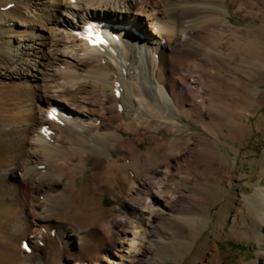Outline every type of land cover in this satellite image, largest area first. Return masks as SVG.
Returning <instances> with one entry per match:
<instances>
[{
	"label": "bare ground",
	"instance_id": "6f19581e",
	"mask_svg": "<svg viewBox=\"0 0 264 264\" xmlns=\"http://www.w3.org/2000/svg\"><path fill=\"white\" fill-rule=\"evenodd\" d=\"M253 1L116 0L113 7L111 0H0V76L12 81L0 78V264H45L46 256L49 264H102L114 255L121 256L118 246L138 216L142 224L130 237L122 264H164L160 258L170 253L166 240L179 244L189 239L194 218L183 214H194L196 206L180 208L176 187L197 191L204 160L219 155L224 135L236 139L244 135L251 118L236 114L220 123L205 108L199 75L221 81L227 77L215 62L224 55L221 42L233 25L223 12L238 7L261 18L253 40L246 42L254 46L247 56L251 70L264 78V0L260 5ZM96 3L104 5L108 24L111 20L128 27L113 35L121 44L108 40V45L100 44L103 49L84 44L85 57H80L77 48H60L66 43L60 29L74 28ZM9 4L14 5L8 8ZM124 10L126 18L119 19L118 12ZM236 34L241 35L238 30ZM60 56L78 57L75 68L62 62L69 67L66 82L52 69ZM86 68L95 75L87 76ZM123 78L129 85L124 84L125 94L118 96L115 86ZM82 86L79 96L76 91ZM59 97L72 104L82 101L84 112L74 113L67 106L69 118L50 121ZM227 106L217 101L214 109L219 113L229 110ZM182 116L194 117L204 133H186L176 120ZM51 122L56 124L48 135L43 134L44 125ZM142 130L157 141L156 147L164 154L142 148L146 137H135ZM162 132L183 135L160 141ZM192 137L199 139L200 149L190 161L185 156L176 160L175 146L190 144ZM174 156L179 172L186 176L181 181L171 177ZM41 164L47 168L41 170ZM116 187L125 198L117 208H106L107 194ZM256 197L257 229L264 240V189ZM38 224L51 232L57 228L56 236H46V248L34 241L28 253L23 242ZM227 235L233 237L234 231ZM204 247L216 258V241L206 238L199 250ZM175 248L177 256L179 246ZM58 253L63 256L60 260L55 258Z\"/></svg>",
	"mask_w": 264,
	"mask_h": 264
},
{
	"label": "rangeland",
	"instance_id": "374dc122",
	"mask_svg": "<svg viewBox=\"0 0 264 264\" xmlns=\"http://www.w3.org/2000/svg\"><path fill=\"white\" fill-rule=\"evenodd\" d=\"M111 1H113L111 6L115 7L116 0ZM260 1L254 0L253 2L260 5ZM54 2L56 3L57 0H54ZM248 2L249 0H246V4ZM224 5L230 8L228 1H225ZM103 6L102 3L90 5L85 13L91 9V11L101 12ZM125 12V10L119 11L118 15L120 16L118 18L120 19L122 17V20H124ZM223 14L232 21L233 25L226 31L223 45L221 42L224 55L219 57L217 59L218 62L215 63L220 65V69L218 68L219 71L227 73V77L221 81L219 78L211 77L209 79L208 75H199L201 81H203L202 90H204L203 93L207 102L205 108L208 113H215L220 118V123H227L228 119L230 120L236 114H241L243 117H246V114H248L251 117L248 121L249 127L248 131L244 135H241L239 139L230 135H224L222 137L223 144L220 148L221 152L219 155L214 157L213 160H204L202 164V171L200 173L202 184L197 191L191 192L187 188L179 189L176 187L177 196L182 204L180 208L184 209L188 204L196 206L194 214H183V216L194 218V227L191 228L193 232L191 235L188 234L189 239L185 243L174 244L173 240H166L165 247L170 253L164 255V259L159 257L164 264H264V240L261 238V232L257 229L259 223L258 209L254 206L258 192L264 189V78L260 79L252 72V61H250L251 59L247 60V56L249 55L248 51H253L254 46L252 47L250 43L246 42L253 40V33L258 30L261 18L258 15H249L244 11H240L238 7H234L228 13L224 11ZM237 30L241 35L236 34ZM60 31L64 35V40H66V43L64 42L65 44H62L60 48L69 51L77 48L80 51V57H85L84 51H81L84 44L75 36L71 27L64 26ZM239 36L242 37V40L238 38ZM70 37L75 42H72V38ZM15 40L17 41V38L13 39V41ZM37 41V39L34 40V44H37ZM200 57L206 59L204 55H200ZM77 61L78 57L60 56V60L54 63L52 68L54 70L53 72L58 75L61 82H64L66 79L68 81L65 75L69 71H66L65 68L67 66L62 64V62L71 68H75ZM51 62L53 61L51 60ZM200 63L202 64L203 62ZM208 68L212 71L217 70L213 66H209ZM86 70L92 75L96 73L91 68H86ZM1 79L9 83L12 82L5 77ZM186 79L188 80V78ZM237 80L241 83H236L235 81ZM191 82H194V79H191ZM219 84L222 91H220ZM227 85L230 86L231 90L227 91ZM256 87L259 90L254 91L258 93L254 96L252 89ZM0 89H2L1 86ZM81 91H84L83 86L76 91L77 95L82 96L83 93ZM94 95L95 93L92 96ZM217 101L218 104L221 102L224 105H228L229 110L226 109L227 111L221 110L219 113L216 112L214 104ZM58 102L71 107L74 113H82L85 109V104L82 101H76V104H72L71 100L65 97H59ZM99 109L100 107H96L98 112ZM43 113L46 116L48 115L45 110ZM176 120L187 129L186 133H189L191 136L194 135V131L201 134L204 133V129L200 128V124L197 123L194 117L182 116L177 117ZM172 132H162L160 134V141H162V137L171 139L183 135V132L178 135H174ZM226 132L230 134L229 129ZM149 135L142 130L135 137H146L142 144V148L146 152L150 150L149 147H152L159 154H164L163 151H159L158 147H156L157 141L154 138L151 139ZM132 136L134 137V135ZM194 138L197 137H192L193 140L190 144L181 143L175 146L173 151L178 155L176 160L182 159L184 156L189 161L193 158V155L197 153L195 150L200 149V145L198 146L197 142L199 139ZM195 143L197 147L194 145ZM191 147L195 149L191 150ZM191 152L193 154L189 155ZM175 157L172 161L173 171L171 177L181 181L186 176L184 172H179L180 165H178L179 163L175 160ZM171 158H173L172 155ZM64 190L62 189L60 191ZM118 190V187H116L108 192L105 201L106 208L115 209L122 204L125 196L121 197ZM113 192L114 194H112ZM224 207H226L225 211L223 210ZM110 217L113 218L114 214L112 213ZM178 217L177 215L175 219L177 220ZM139 222L142 224L139 216L132 219L128 229V237H125L118 246V252L122 258L123 255L128 254L127 246L131 242L130 237L134 233V230L137 229ZM57 225L60 232L65 231L64 227L59 226L58 223ZM41 226L40 224L34 225L32 233L27 235L26 238L31 246L35 244L34 241L38 239V235L40 239H43V242L47 241L45 236L51 232L47 228L41 229ZM139 230L142 232L143 228ZM170 230L174 231L173 228ZM231 231H234L233 237H231L232 235H227ZM206 238L211 242H217L218 250L216 252V258H213L211 250L207 247L199 250ZM177 246H179V252L175 256L173 249H176L175 247ZM41 247L46 248V246ZM44 252L41 251L40 253L44 254ZM159 253L161 254V251ZM121 256L114 255L102 264H122L124 260ZM55 258L56 260L62 259V253H58ZM45 262L49 264L47 256ZM154 264H160V262L156 261Z\"/></svg>",
	"mask_w": 264,
	"mask_h": 264
}]
</instances>
